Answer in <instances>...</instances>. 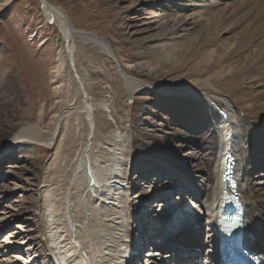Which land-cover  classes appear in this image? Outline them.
Wrapping results in <instances>:
<instances>
[{"label": "bare ground", "instance_id": "bare-ground-1", "mask_svg": "<svg viewBox=\"0 0 264 264\" xmlns=\"http://www.w3.org/2000/svg\"><path fill=\"white\" fill-rule=\"evenodd\" d=\"M153 1L156 0H148L147 4ZM221 1L228 3L227 12L240 14L232 21L245 26L239 43L223 46L224 54L218 55L209 48L217 43L206 40L213 31V36L224 35L220 33L222 29H214L219 18L212 14ZM40 3L46 21L58 25L64 43L55 69V89L62 107L56 127L43 131L22 123L17 113L20 91L16 81L0 73V168L7 160L14 161L7 166L12 169L5 172L12 179L11 188L0 187V226L6 229L4 219L14 223L22 213L35 210L42 218L48 249L47 255L36 253L38 246L34 243L38 241L31 243L33 253L25 262L191 264L202 256L198 264H212L217 239L213 206L220 189L225 188L219 176L230 148L235 154V177L240 179L239 192L246 210L245 226L250 236L247 246L264 261V187L252 177L255 165L263 166L260 170L264 172V0H196L192 5H178L181 12L193 11L189 16L170 19L163 8L148 18L154 20L144 25H155L157 32L160 29L159 35L150 37L159 44L157 48L173 45L177 37L186 38L192 32L197 33L200 48H209L197 63L194 75H187L180 88L171 92L153 91L156 87L152 84L127 75L107 42L73 29L59 8L46 0ZM207 7L210 14L205 18L200 13ZM178 30L182 35H176ZM76 44L91 45L113 62L116 60L128 99L134 101L147 91L144 88H150L160 100H174L173 106L188 119L185 125L181 123L182 128L201 135L199 141L197 136L186 137L191 147L203 152L202 166L194 167L200 176H190L185 165L172 152L163 150L154 136L146 138L151 141L142 145L136 144L140 141L138 132L132 133L133 138L121 130L101 135L95 117L99 112L107 113L110 102L104 99L94 103L89 96L87 80L78 72ZM188 55L193 56L190 52ZM205 67L210 70L202 71ZM166 107L167 112L172 111ZM195 111L198 116L190 119L189 114ZM179 133L180 130L175 135L180 137ZM180 146L183 147L176 148ZM42 148L50 156L40 171L34 152ZM17 150L28 154L33 151L29 158L33 168L27 169L31 182L24 175L25 167H18L23 162L17 159ZM254 151L262 154L263 161L250 156ZM169 154L172 159L167 157ZM194 177L201 179L199 188L193 187ZM151 187H156L155 191H148ZM26 189L36 194L32 204L37 207H31ZM11 194L19 195L13 197L17 202L13 201L16 205L12 210L4 205ZM17 230L19 236L24 234L29 241L34 240L26 227L19 226ZM0 259L4 264H14L9 256Z\"/></svg>", "mask_w": 264, "mask_h": 264}, {"label": "rangeland", "instance_id": "rangeland-1", "mask_svg": "<svg viewBox=\"0 0 264 264\" xmlns=\"http://www.w3.org/2000/svg\"><path fill=\"white\" fill-rule=\"evenodd\" d=\"M7 1L9 0H0V73L11 75L16 81V86L20 91L19 109L17 110L20 121L47 131L56 127L59 121L58 117L62 111V107L58 103V93L55 89L58 84L55 69L58 65V55L63 51V37L55 22L46 21L43 6L40 3L41 0H12L9 4H6ZM46 1L64 13L73 29L90 33L107 42L106 44L121 69L129 76L147 84H152L156 87L153 91L171 92L179 89L181 83L187 80V75L192 76L195 67L198 65L197 63L204 58L209 48L216 53L218 52V55L224 54L223 46L225 48L227 45L232 47L237 45L245 26L237 23V21H232L233 17L238 18L240 14L238 12L234 14L227 12L225 6L228 3L221 1V5L215 12H212L213 9L210 8L212 14L219 18L215 22L214 29L218 28V31L222 29L223 31L220 33H224L222 36H213L214 31L210 33L206 41L208 43L216 42L217 44H214V47L200 48V43L198 44L196 38L197 33L192 32L186 38L177 37L179 40L176 39L173 45L167 44L157 48L159 44L153 43L152 38L159 35L160 29L157 32L155 25H144L148 23L147 21L154 20L148 18H152L154 13L161 11L163 8H165L163 12L167 13L170 19L178 16H189L193 11L181 12L182 9L180 10L178 5H192L196 0H186L184 2L170 0L168 3L156 0L148 4V0ZM205 1L208 2V0ZM208 9L207 7L203 10L204 12L200 13L205 18L210 14ZM204 13L206 14L204 15ZM176 35L182 34L178 30ZM162 42H164L162 44L166 43L165 40ZM75 46L76 60L79 65L78 72L87 80L89 96L94 103L104 101V99L110 102L109 111L107 113L99 112L95 117L101 135L106 137L121 130L125 136L130 134V137H132L133 132H138L140 141L137 140L136 144L142 145L151 141V139L147 140L146 138L149 139V136H154L163 150L172 152L171 155L185 165V169L190 172V176H200L195 172L194 167L196 165L202 166V160L200 159H202L203 152L191 147L190 141H187L186 137H198L199 141L201 135L198 131L190 134V131L182 128L181 123L185 125L184 123L188 119L173 106L174 100L169 97L170 101L165 98L160 100L150 88H144L147 91L138 95L134 101L128 99L116 60L113 62L91 45L81 46L76 44ZM187 51L193 56L188 55ZM209 70L210 67L202 68L204 72ZM211 73L213 72L211 71ZM166 106H170L169 108L172 111L167 112L166 108L168 107ZM197 114L196 111L189 114V116L191 115L190 119L197 117ZM198 125L195 126L198 127ZM179 130L181 134L179 133L180 137H177L175 134ZM141 135H144V137H141ZM152 140L155 141V139ZM184 141L188 143L185 144ZM178 145L183 147L176 148ZM174 146L176 149H171V151L170 148ZM258 151H254L250 156L257 161H263L262 154ZM31 154L24 153V151L19 152L18 150L16 154L17 159L19 158L20 162H23L18 167H25L24 175L26 174L25 177L29 182H31V178L29 179L30 173L28 170L33 168V160H29L32 157ZM34 154L36 155L33 156L37 161L38 169L40 171L44 170L50 153L42 148V150L35 151ZM171 155L169 154L167 157L172 159ZM5 163L0 168V187L4 186L10 189L13 182L5 172L12 169L7 166L14 163V161L9 159ZM255 166H257V169H254L252 177L255 181H260L263 184L264 172L260 170L263 166ZM192 179L195 182L193 187L199 188L201 179L197 177ZM32 183L34 182L32 181ZM262 184L261 187H264ZM155 188L151 187L148 191H155ZM261 193H264V189ZM16 195L11 194L10 197L5 199L4 205L8 209L12 210L16 205L17 200L13 198ZM25 195L29 203L32 204L36 194L30 189H26ZM31 207H37V205L32 204ZM18 219L20 220L14 223L10 219H4L8 223L6 229H2V225L0 226V230H2L0 233V252L3 253H0V256H9L14 264H29L25 261L28 255L33 253L32 249L29 248L32 245L31 243L38 241L34 243V246H38L34 252L47 255L46 250L48 249L43 235L42 218L39 212L30 210L22 213ZM19 226L29 229L28 231L31 237H34V240L32 238L29 241L24 234L19 236V230H17ZM200 253L203 252L200 250ZM200 259L201 256L198 261ZM0 260H3L2 264L5 263L4 259ZM198 261L194 260L192 264H198L196 263ZM48 263H52L51 260Z\"/></svg>", "mask_w": 264, "mask_h": 264}]
</instances>
